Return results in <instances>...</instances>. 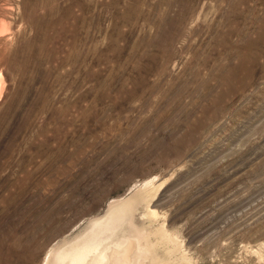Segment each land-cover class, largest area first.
<instances>
[{"label":"rangeland","instance_id":"374dc122","mask_svg":"<svg viewBox=\"0 0 264 264\" xmlns=\"http://www.w3.org/2000/svg\"><path fill=\"white\" fill-rule=\"evenodd\" d=\"M0 264H264V0H0Z\"/></svg>","mask_w":264,"mask_h":264},{"label":"bare ground","instance_id":"6f19581e","mask_svg":"<svg viewBox=\"0 0 264 264\" xmlns=\"http://www.w3.org/2000/svg\"><path fill=\"white\" fill-rule=\"evenodd\" d=\"M1 76H2V74H0V94L2 93L1 91H3V90H2V89H3V88H2V87H3V86H2L3 84L1 83V80L3 79V78H2L3 76H2V77H1ZM0 96H1V95H0Z\"/></svg>","mask_w":264,"mask_h":264}]
</instances>
